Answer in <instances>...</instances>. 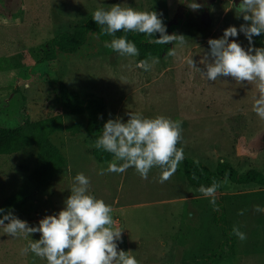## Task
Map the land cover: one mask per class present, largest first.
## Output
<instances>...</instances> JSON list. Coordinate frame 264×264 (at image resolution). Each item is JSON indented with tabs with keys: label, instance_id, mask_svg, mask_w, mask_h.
I'll list each match as a JSON object with an SVG mask.
<instances>
[{
	"label": "rangeland",
	"instance_id": "rangeland-1",
	"mask_svg": "<svg viewBox=\"0 0 264 264\" xmlns=\"http://www.w3.org/2000/svg\"><path fill=\"white\" fill-rule=\"evenodd\" d=\"M187 2L0 0V125L18 126L28 119L58 114L67 122L79 120L85 125L86 116L71 114L58 101L59 81L64 80L84 96H105L109 118L127 122L128 113H139L182 121L186 156L213 168L225 159L240 171H264V121L252 111L254 86L237 84L231 78L207 81L186 63L192 58L202 68L208 40L222 37L229 26L239 29L242 22L236 17L235 2L195 0L202 5L196 11L187 8ZM116 4L162 13L167 34L184 35L187 44L177 46L175 57L151 56L158 57L159 63L144 71L135 66L139 56L122 57L92 35L77 53L60 56L52 81L36 78V71L47 69L36 64L52 37L74 30L96 9ZM229 39L249 47L242 33ZM253 46L262 47L254 37ZM51 137L68 163L45 187L12 208L30 226L62 210L73 177L83 173L90 180V194L112 207L116 226L123 230L119 249L131 251L139 264H264V212L254 211L256 206L264 208V184L224 178L223 189L217 192V212L198 191L200 186L187 179L182 162L163 184L157 181L158 168L150 171L148 179L133 168L122 174L98 175L114 158L109 162L96 159L92 153L95 134L82 130L71 135L64 130ZM39 153L40 147L32 145L0 154V205L35 170ZM233 226L246 234L245 241L231 234ZM31 238L37 240L39 234ZM25 246L23 239L0 229V264H45L32 254L20 255Z\"/></svg>",
	"mask_w": 264,
	"mask_h": 264
},
{
	"label": "clouds",
	"instance_id": "clouds-1",
	"mask_svg": "<svg viewBox=\"0 0 264 264\" xmlns=\"http://www.w3.org/2000/svg\"><path fill=\"white\" fill-rule=\"evenodd\" d=\"M183 2L180 3H184ZM186 7L196 11L202 8L195 0H188ZM233 8H230L231 10ZM237 18L244 23L229 26L222 37L209 39V50L204 53L196 67L192 58L186 60L190 68L207 80L214 82L222 78H231L237 84L254 86L252 111L264 121V47H254L253 37L264 34V0H240L234 8ZM92 20L99 26L100 34L111 37L104 46L122 57H137L136 44L126 35L117 36V32L138 33L147 37L146 42L156 45L173 44L166 55L175 57L177 46L187 44L184 35L167 34L162 13L155 11H136L132 7L113 5L110 9L98 8L92 13ZM159 38H155L156 34ZM242 33L249 44L245 49L235 39ZM151 60V63L149 62ZM159 63L158 57L139 60L136 67L149 71ZM130 118L123 122L121 118H110L104 123L102 134L92 147L109 153L113 161L101 168L98 175L125 173L129 168L142 178L148 179L153 168L160 169L157 181H168L185 159L184 149L177 145L182 141V121L165 116L146 118L141 114L128 113ZM102 118V117H101ZM199 165V161H196ZM192 178L198 179L193 174ZM221 184L213 179L210 186L200 185L198 191L209 198L213 211H220L217 204V190ZM90 180L83 173L73 177L70 195L64 201V208L56 214L46 215L38 225L30 226L19 219L12 211L0 209V229L14 239L20 238L26 246L20 249V255H34L45 264H139L131 251L119 249L123 230L116 226L113 209L101 198L90 194ZM254 211L264 212L256 206ZM240 215L244 214L241 210ZM39 239L33 240V234ZM241 242L246 234L233 226L232 233Z\"/></svg>",
	"mask_w": 264,
	"mask_h": 264
},
{
	"label": "trees",
	"instance_id": "trees-1",
	"mask_svg": "<svg viewBox=\"0 0 264 264\" xmlns=\"http://www.w3.org/2000/svg\"><path fill=\"white\" fill-rule=\"evenodd\" d=\"M241 22L244 23L242 17ZM92 35L97 36L102 41L111 40V37L100 34V28L92 20L91 13L85 22L78 25L74 30H64L52 37L44 56L36 64L38 66L44 65L47 69L36 71V78L52 81L58 73L60 56L62 54L77 53L87 44ZM116 35H126L130 41L136 44L140 60L153 55L162 57L172 48V44H149L146 42L147 37L143 34L117 32ZM155 38H159V34H156ZM254 38L264 47V34ZM57 97L59 103L68 109L71 114L86 116V124L83 125L79 120L67 122L62 115L58 114L43 119H28L18 126L0 125V154L13 153L32 145L40 147L38 166L21 186L1 203L0 209H4L5 212L11 211L18 202L27 200L36 190L45 187L53 176L67 165L66 155L51 137L53 133L65 130L71 135H76L85 130L88 133L95 134L97 139L102 134L104 123L110 119L105 115L107 107L105 96L99 94L84 96L80 92L71 89L64 80H60ZM177 147L183 148L182 143L180 142ZM92 153L100 162H109L113 159L111 154L97 150L94 147ZM196 161H199V165L196 164ZM182 164L187 179L193 185L207 187L215 179L221 184L217 192L222 191L223 179L226 177L237 183L255 182L264 184L263 170L250 168L246 171H240L232 162L225 159L220 160L213 168L202 160L185 155ZM193 174L198 179L194 180L192 178ZM225 229L227 232H231L226 226Z\"/></svg>",
	"mask_w": 264,
	"mask_h": 264
},
{
	"label": "water",
	"instance_id": "water-1",
	"mask_svg": "<svg viewBox=\"0 0 264 264\" xmlns=\"http://www.w3.org/2000/svg\"><path fill=\"white\" fill-rule=\"evenodd\" d=\"M234 2H235V5H236V6H238V5H239V2H240V0H234Z\"/></svg>",
	"mask_w": 264,
	"mask_h": 264
}]
</instances>
